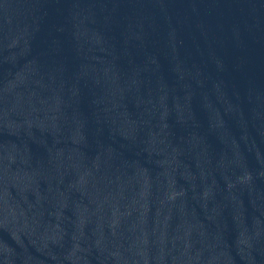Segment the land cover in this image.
Masks as SVG:
<instances>
[{
  "label": "water",
  "instance_id": "95a60500",
  "mask_svg": "<svg viewBox=\"0 0 264 264\" xmlns=\"http://www.w3.org/2000/svg\"><path fill=\"white\" fill-rule=\"evenodd\" d=\"M0 264H264V0H0Z\"/></svg>",
  "mask_w": 264,
  "mask_h": 264
}]
</instances>
